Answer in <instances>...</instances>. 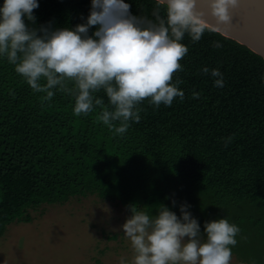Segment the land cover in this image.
<instances>
[{
  "label": "trees",
  "instance_id": "1",
  "mask_svg": "<svg viewBox=\"0 0 264 264\" xmlns=\"http://www.w3.org/2000/svg\"><path fill=\"white\" fill-rule=\"evenodd\" d=\"M125 2L134 15L152 18L155 0ZM38 3L35 25L25 19L31 27L73 28L91 6V0ZM181 42L188 53L173 81H184V100L158 108L142 101L141 120L123 134L98 119L99 107L75 115L66 93L42 101L44 94L0 56V233L15 220H30L29 208L74 195L96 194L150 216L160 204L179 216L187 202L202 231L214 219L237 225L232 254L264 264V58L221 32L206 30L195 43L186 34ZM204 67L220 69L222 88ZM96 95L111 107L103 91Z\"/></svg>",
  "mask_w": 264,
  "mask_h": 264
},
{
  "label": "clouds",
  "instance_id": "2",
  "mask_svg": "<svg viewBox=\"0 0 264 264\" xmlns=\"http://www.w3.org/2000/svg\"><path fill=\"white\" fill-rule=\"evenodd\" d=\"M199 0H155L152 18L134 15L125 0H91L87 17L73 28H53L36 23L38 0H3L0 6V56L15 66L42 101L55 91L74 97L73 112L79 116L100 108L98 119L115 134H123L130 122L139 123L145 100L155 107L181 101L184 81L180 61L188 53L181 41L187 34L193 43L205 31L221 32L231 26L232 14L243 0H207L209 22L198 7ZM163 10V15L161 14ZM213 47L220 48L218 41ZM203 73L223 87L219 68L204 67ZM103 91L108 98L96 94ZM192 97L200 93L193 90ZM229 137L225 146L231 141ZM173 206L176 201L173 199ZM191 205H179L180 215L160 204L155 216L131 205L130 215L120 226L134 250L132 264H230L240 232L225 218L200 222Z\"/></svg>",
  "mask_w": 264,
  "mask_h": 264
},
{
  "label": "rangeland",
  "instance_id": "3",
  "mask_svg": "<svg viewBox=\"0 0 264 264\" xmlns=\"http://www.w3.org/2000/svg\"><path fill=\"white\" fill-rule=\"evenodd\" d=\"M0 233V264H132L134 250L120 226L130 215L96 194L28 209ZM232 254L230 264H247Z\"/></svg>",
  "mask_w": 264,
  "mask_h": 264
},
{
  "label": "water",
  "instance_id": "4",
  "mask_svg": "<svg viewBox=\"0 0 264 264\" xmlns=\"http://www.w3.org/2000/svg\"><path fill=\"white\" fill-rule=\"evenodd\" d=\"M198 7L205 19L215 22L210 14L207 0H199ZM224 34L245 44L264 58V0H243L240 9L231 16V26Z\"/></svg>",
  "mask_w": 264,
  "mask_h": 264
}]
</instances>
